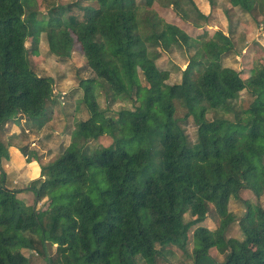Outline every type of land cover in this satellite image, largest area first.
Instances as JSON below:
<instances>
[{"label": "trees", "instance_id": "obj_1", "mask_svg": "<svg viewBox=\"0 0 264 264\" xmlns=\"http://www.w3.org/2000/svg\"><path fill=\"white\" fill-rule=\"evenodd\" d=\"M154 1L0 0V129L22 118L43 120L52 99V79L35 74L28 60L31 30L44 33L58 58L70 57L73 36L94 75L80 81L88 118L24 190L3 181L1 161L8 159L9 145L0 141V264H27L22 250L46 264H138L137 257L155 264L157 246L185 251L188 229L205 220L209 206L220 223L214 232L200 226L192 232L193 264H264L259 205L245 203L237 222L242 240L225 237L235 220L229 201H241L242 190L256 200L264 195V64L244 78L245 72L223 65L233 48L229 35L217 30L191 38L161 24ZM227 1L264 15V0ZM40 9L45 19H38ZM163 34L186 56L178 84L166 83L168 72L156 66L164 54L157 43ZM97 85L114 99L138 95L140 106L120 110L115 122L96 101ZM242 91L252 100L245 116L234 120L229 113ZM179 110L182 118L175 116ZM188 118L196 126L193 143L180 125ZM103 136L112 138L109 146L85 152ZM18 150L27 162L39 160L27 146ZM21 192L34 194L32 204ZM43 200L46 208L37 210ZM186 212L192 222H184ZM211 247L222 262L209 254Z\"/></svg>", "mask_w": 264, "mask_h": 264}, {"label": "rangeland", "instance_id": "obj_2", "mask_svg": "<svg viewBox=\"0 0 264 264\" xmlns=\"http://www.w3.org/2000/svg\"><path fill=\"white\" fill-rule=\"evenodd\" d=\"M68 2L69 0H58L60 5H66ZM134 2L137 5H144L146 0H134ZM151 9L155 11L157 18L161 20V24L164 22L172 24L183 30L191 38L200 36L202 32H207L211 36L217 30L229 35L233 48L229 54L223 57V65L236 71L245 72L244 78L248 77L252 70L264 64V15L257 11L252 14L246 13L238 7H232L227 0H211V2L208 0H156L152 3ZM39 12L38 19H45V10L40 9ZM195 24H199L198 26L201 28H196ZM31 32V36L25 42L28 60L35 74L52 79V99L46 104L43 120L22 118L18 123L9 122L0 129V141L6 145L27 146L29 150L39 151L43 148L44 155L41 159L46 157L48 162H51L57 159L69 145L77 124L89 116L82 103L83 89L80 86V81L94 78V75L87 67L86 59L73 36V48L70 57L58 58L50 53L44 33H37V30H31ZM151 42H148L147 45L149 50L153 51L154 47L150 48ZM157 43L163 49L164 54L157 59L156 66L158 69L168 72L169 78L166 83L171 85L180 83L181 72L186 68L185 53L178 51L164 34L157 39ZM141 82L144 85L142 80ZM94 93L100 109L105 112V116L114 118L115 122H118L117 114L120 110L133 111L140 106L138 95H133L132 99H114L107 88L100 85L95 87ZM251 100L246 91H242L232 103L233 110L229 113L230 117L234 120L244 117V112L248 109ZM184 114L179 110L175 116L182 118ZM17 124H19V128H16ZM180 125L185 130L189 141L195 142L196 126L191 118L181 119ZM115 132L118 134V127H116ZM31 139L33 140L30 141ZM111 143L112 138L110 136H103L95 142H89L85 152L91 153L95 148L109 146ZM25 178H27L25 180L27 183L29 177ZM21 183V179L17 177L12 182V187H20ZM29 195L28 203L32 204L34 194L30 193ZM239 197L241 201L231 199L228 204V211L235 220L225 231L227 239H243L237 222L238 218L245 213V203L257 204L264 209V195L256 200L251 191L242 190ZM46 206V200H43L35 208L43 210ZM183 220L185 223L192 222L193 217L189 212H186L183 214ZM219 223L218 215L212 206H209L205 220L188 229L185 251L170 246L166 247L163 252L157 246L159 253L155 258V264H193L191 255L193 250L192 232L199 226L214 232ZM54 249L55 246L48 248V252L52 254ZM21 252L27 258V264H46L44 258L34 252L28 250ZM209 254L217 262L223 261V256L215 247L209 249ZM136 261L138 264H146L139 257L136 258Z\"/></svg>", "mask_w": 264, "mask_h": 264}, {"label": "crops", "instance_id": "obj_3", "mask_svg": "<svg viewBox=\"0 0 264 264\" xmlns=\"http://www.w3.org/2000/svg\"><path fill=\"white\" fill-rule=\"evenodd\" d=\"M18 125L19 124H17L16 128H19ZM32 140L33 139H31L30 141ZM18 148H19L18 145L9 144L8 146V156L9 157L7 160L3 159L1 161V168L3 172L2 176H3V181L5 185L8 186L9 188L15 189V190H24L30 181L39 178L40 165L46 164L48 160L46 157L41 159V157L44 155L43 154L44 149L41 148L39 151L33 149L34 152L36 151L35 153L37 154L39 160L27 162L26 158L20 153ZM33 150H30V151H33ZM16 176L21 179L22 183L20 187L14 188L12 187V182L14 181L15 178H17ZM25 177H29V180L27 183L25 182V180L27 179ZM29 196H30L29 193H26V192H21L19 194V197L22 200H25V199L29 200Z\"/></svg>", "mask_w": 264, "mask_h": 264}]
</instances>
